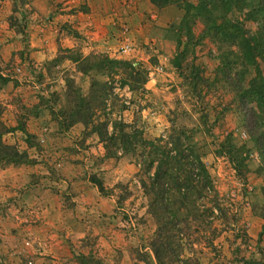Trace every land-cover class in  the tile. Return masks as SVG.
<instances>
[{
    "label": "rangeland",
    "instance_id": "obj_1",
    "mask_svg": "<svg viewBox=\"0 0 264 264\" xmlns=\"http://www.w3.org/2000/svg\"><path fill=\"white\" fill-rule=\"evenodd\" d=\"M196 1L166 0L163 6L151 5L154 11L147 12L140 22L141 42L130 40V35L134 37V33L130 34V27L127 28V17L124 21L121 17V21L114 25L115 31L111 39L113 46L103 53L90 51L83 55L80 39L88 41L89 38L84 33L79 35L71 30L67 24L58 22L56 33H51L48 60L55 59L57 55L59 57L57 61L41 69L35 68L40 72L34 77L31 70L35 69L27 59L22 58L27 49V16L32 10L28 4L32 0H0L1 9L7 11V25L13 27L14 31L18 29L20 43L24 44L20 52L21 59H18L20 61L16 60L15 65L8 63L7 66L0 67L7 70L6 73L12 76L13 81L20 83L25 90L29 89L30 82L37 81L39 89L47 91L44 102L49 108L53 124L51 131L63 133L69 129H63L62 123L65 120L63 122L60 119L61 113L66 116L72 107L70 102L65 103L63 94L70 89L81 97L88 96L92 79L97 84L104 82L107 85L103 101L105 106L97 114V119H108L109 132L110 124L115 120L134 126L139 132L132 142L133 148L130 147L125 153L117 145L107 146L106 149L114 154L105 159L103 143L96 134L91 133L96 125L95 120L86 128L80 124L82 130L80 126L76 131L71 130L72 133L69 131V135H73L72 140L68 139L71 142L67 151L71 154L83 152L84 155L83 179L93 176L104 187L100 194L95 190L94 198L97 201H94L96 204L93 206L97 209H90L88 205L81 213L87 221L85 236L81 240L68 241L76 263L79 261L78 255L89 254L93 259L97 258L108 264L105 260L103 262L98 252L103 250L101 246L106 241H103L105 235L101 231L106 233L111 228L120 235L121 242L117 245L123 243L129 257L133 258L126 264H155L149 248L155 223L147 213L150 196L144 190L149 186L154 164L148 165L147 161H140L139 157L144 151L140 141L161 139L162 143L168 142L167 147L173 149L172 155L177 153L168 140L178 142L181 151L189 146V161L193 162L192 158L196 157L204 169V174L199 176L197 169L193 167V182H190L188 192L168 191L165 194L163 202L167 204L169 211L172 209L175 212L174 216L172 212L171 219L175 218L173 222H176L174 226L177 230V237L170 238V253L180 261H188V264H264V125L260 121L258 107L255 104H244L241 94L254 77V70L239 64L235 57V62L229 57L227 80L219 71V45L208 39L204 26L196 22L190 27L189 23L186 33L181 22L184 4L194 5ZM251 2L255 4L253 0H246L244 3ZM249 10L252 8L239 10V0H207L202 12L203 17H211L210 20L226 17L230 24H238V28L239 21L242 20L246 35L253 36L261 24L244 20V15ZM132 19L133 17L129 23ZM216 24L218 25V21ZM181 25L184 28L180 30ZM61 33L76 38L78 47L71 50L59 47L57 39ZM187 42L188 48L179 68L173 67V59L183 47L185 50ZM124 45L130 50L123 52ZM224 45V50L229 51L230 56L231 53L238 54L234 45ZM92 55L132 62L145 70V83L133 91L125 85L121 86L119 79L122 70L113 66L111 70H115V73L101 65L94 67L90 74L82 75L72 60ZM256 61L258 70L264 77V61ZM194 73L201 80L195 87V92L191 88V74ZM239 74L242 77L240 89ZM149 87L154 91L147 90ZM100 88H95L96 95L101 93ZM33 143H37L36 151L42 150L40 142L33 140ZM192 165H196L195 160ZM51 167L54 171L51 175L55 177L58 172L52 164ZM60 192L61 205L69 208L73 195L67 188L66 194L62 190ZM109 205L113 206V210L103 214L100 208L105 209ZM165 215L170 218L168 214ZM111 248L114 255L107 261L117 264L119 252ZM164 264L183 263L164 260Z\"/></svg>",
    "mask_w": 264,
    "mask_h": 264
},
{
    "label": "crops",
    "instance_id": "obj_2",
    "mask_svg": "<svg viewBox=\"0 0 264 264\" xmlns=\"http://www.w3.org/2000/svg\"><path fill=\"white\" fill-rule=\"evenodd\" d=\"M28 7L32 10L27 16L28 41L22 58L36 69H41L49 59L50 37L52 32L56 33L58 22L89 38L88 41L80 39L82 54L86 55L90 51L103 53L113 46L114 25L121 21V17L123 21L127 17V28L130 27V34L134 33V37L130 35V40L139 41L140 22L147 12L154 11L148 0H32ZM6 17L7 11L0 7V66H7L8 63L15 65L16 60L21 59L17 53L24 47L19 34L7 25ZM57 42L63 49L78 47L77 39L64 33ZM8 78L10 80L0 86V120L9 128L22 121L26 133L34 136L36 141L42 139L39 145L42 150L38 152L34 147H27L25 136L18 130L1 138L4 144L24 151L33 162L0 166V262L77 264L68 241L81 240L85 236L87 221L81 215L85 207L89 205L90 209H97L93 206L97 201L94 198L97 190L88 179L82 177L83 152L71 154L67 151L71 142L68 139L72 140L73 135H69V131H76L81 125L74 124L63 133L51 131L53 124L44 102L47 91L39 89V83L35 81L30 82L29 89L25 90L20 83L13 81L12 76ZM51 164L58 172L55 177L51 175ZM66 188L73 195L69 208L62 206L59 200L60 190L65 193ZM100 209L107 214L113 210V206ZM101 234L105 235L103 241L106 240L101 246L103 250L98 252L103 262L105 260L111 264V261H107L114 255L111 247L119 252L117 264H126L133 259L122 246L123 243L117 245L121 241L116 230L109 228L106 233L101 231ZM98 239L101 240L100 237Z\"/></svg>",
    "mask_w": 264,
    "mask_h": 264
},
{
    "label": "trees",
    "instance_id": "obj_3",
    "mask_svg": "<svg viewBox=\"0 0 264 264\" xmlns=\"http://www.w3.org/2000/svg\"><path fill=\"white\" fill-rule=\"evenodd\" d=\"M148 1L151 5H155L156 7H160L166 4V0ZM245 1L246 0H239V10L244 8L248 9L250 7L252 8V10H249L248 13L244 15V20H252L261 24V27L253 36L246 35L245 31L242 28V20L239 21L238 28V24H230L226 17H221L218 20L216 18L210 20L211 17L204 18L202 11L207 0H197L194 5L185 3L181 22L185 26L186 33L188 32L189 23H191L190 27L194 26L196 22L204 26L205 34L208 39H210L211 41L213 40L217 45H219V71L223 73V76L225 75V78H227V80H229L228 67L230 63L227 61V58L229 57H231L230 59L232 60L235 57L236 60L239 61V64H242L243 66L252 68L254 70V77L249 81L248 88L246 90H243L241 94H243L244 104H255L258 107L260 112V121L264 125V77H262V75L260 74L256 61L257 59L260 61H264V0H253L255 1L254 5L253 2H251V4L249 3L250 5L246 4L244 3ZM217 21L218 25L216 24ZM184 26L181 25V27H179L180 30L181 28H184ZM17 30L18 29H16L15 32L19 34ZM188 41H191L190 38ZM224 44H231L237 47L239 51L238 54L231 53L232 56H230V54H228L229 51L227 52L224 50ZM184 46L185 50L183 47L181 51L177 53V57L173 59V67L179 68L180 62L184 57L183 55L186 53V50L188 48V42L187 45L185 44ZM21 54L22 53L19 52L17 53V56L21 57ZM57 57H59V55H57L55 59L45 61L42 64V67H45V65H48L51 62L54 63L55 61H57ZM72 62L75 63L77 71L82 75L90 74V71L94 69V67L101 65L104 67L106 66V68L113 73H115L116 71L111 70V66L119 68L122 70V75L119 79L120 85L127 86V88L131 91L137 90L146 81L145 70L141 69L139 66L133 64L132 62L124 60H111L101 55H92L89 57L86 56L82 57L81 59L74 58ZM233 62H235V60H233ZM1 68L2 67H0V86L10 80L8 78L9 75L4 72L5 69ZM38 72H40V70H31V73H33L34 77L38 74ZM180 75L186 80L182 72H180ZM191 77L193 78L191 88L193 92H195V87L201 82V80L197 77V75H195V73L191 74ZM241 78L242 77L239 74V89L241 88ZM90 85L91 88L88 96L81 97L72 93L70 89L63 94V98H66L65 103L68 101L72 105L71 109L68 110L66 116H64L62 113V117L59 116L60 119H62L61 121L64 122L65 120V123H62L63 129H67L77 123L86 128L88 124H91L92 120H95L96 125L91 129V133L96 134L98 140L103 143V146L105 148L104 158H109L114 154L112 153V151H108L106 149L107 146L115 147V145H117L124 153L127 152L128 150H130V147L133 146L132 142L137 138L139 132L134 128V126H128L124 123H121V121L116 120L110 124L109 132L107 130L109 123L108 119H97V114L100 111H103V108L105 106L103 101L105 100L104 93H106L107 91V85L104 82L102 84H97L95 81H92V79H90ZM97 86L99 88L101 87V93L99 92V95H96L97 92L95 88H97ZM109 92L110 91L108 86V93ZM51 114L53 113L51 112ZM126 129H130V131L127 132ZM14 130H18L23 133V135L25 136V144L27 145V147H34L35 150L37 149V143H33L35 137L25 132L23 123L18 122L15 127L9 128L6 127L0 120L1 167L19 166L33 162L32 159L28 158L27 154L24 151H18L14 145H6L2 142V136ZM168 141L169 144L171 143V145H173V148L177 155H172L171 151H173V149L171 147H167L166 144L168 142L165 141L164 143H162L161 139H155L152 142L140 141V146L144 149V151L140 153V161H147L148 165L152 163L154 164V170L150 177L149 186L147 188H144L147 195L150 196L147 203V213L155 223V232L153 235V239L149 244V248L154 258L155 264H164V260H166L167 262L170 261L174 263L179 261V263L188 264V261H180L179 259H177V257L173 256V254L170 253V238L177 237V230L174 226L176 222H173V219L175 220V218L171 219L172 212L173 216L175 212L172 209H170L171 211H169L167 204L163 201L165 200V194L168 191L183 190L188 192L191 186L190 182H193V180L191 181V171L195 168L197 169V175L201 176L204 174V169L196 159V157L192 158L193 162L189 161L188 157L191 156L189 146L182 148L183 151H181L179 149L178 142L172 143L171 140ZM183 152L187 154L185 155L183 154ZM194 160L196 162L195 166L192 165L194 163ZM177 170H180V173H177ZM88 180L96 188L99 194L103 192L104 187L99 180H97L93 176L89 177ZM182 198L184 199L185 197L182 195ZM165 214H168L170 218H168ZM185 218H188L187 214L185 215ZM77 258L79 260L77 264H105L97 258L93 259L89 254H80Z\"/></svg>",
    "mask_w": 264,
    "mask_h": 264
},
{
    "label": "built area",
    "instance_id": "obj_4",
    "mask_svg": "<svg viewBox=\"0 0 264 264\" xmlns=\"http://www.w3.org/2000/svg\"><path fill=\"white\" fill-rule=\"evenodd\" d=\"M129 50H130V48H129L127 45H124V46L122 47V51H123V52H127V51H129ZM38 142H42V139H39Z\"/></svg>",
    "mask_w": 264,
    "mask_h": 264
}]
</instances>
